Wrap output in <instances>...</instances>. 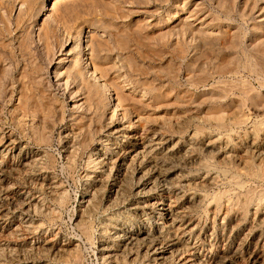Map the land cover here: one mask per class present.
Returning a JSON list of instances; mask_svg holds the SVG:
<instances>
[{
	"label": "rangeland",
	"instance_id": "374dc122",
	"mask_svg": "<svg viewBox=\"0 0 264 264\" xmlns=\"http://www.w3.org/2000/svg\"><path fill=\"white\" fill-rule=\"evenodd\" d=\"M0 264H264V0H0Z\"/></svg>",
	"mask_w": 264,
	"mask_h": 264
},
{
	"label": "bare ground",
	"instance_id": "6f19581e",
	"mask_svg": "<svg viewBox=\"0 0 264 264\" xmlns=\"http://www.w3.org/2000/svg\"><path fill=\"white\" fill-rule=\"evenodd\" d=\"M259 124V123H258ZM261 126H262V122H261ZM257 138V137H256ZM225 142V141H224ZM255 142V141H254ZM251 143V142H250ZM206 144V143H205ZM220 145V144H219ZM227 145V144H226ZM224 146V145H223ZM209 150V149H208ZM213 151V150H212ZM186 152V151H185ZM209 152V151H208ZM230 152V151H229ZM252 152V151H251ZM262 155V154H261ZM260 155V156H261ZM225 156H227V157H229L228 155H225ZM232 157V156H231ZM202 160V159H201ZM243 160V159H242ZM205 163V162H204ZM206 164V163H205ZM249 166H251V165H249ZM261 166V165H260ZM237 167V166H236ZM260 168V167H259ZM131 169V168H130ZM238 169V168H237ZM258 169V168H257ZM244 171V170H243ZM245 172V171H244ZM263 173V172H262ZM214 174V173H213ZM233 174V173H232ZM229 175H230V173H229ZM238 175V174H237ZM254 175V174H253ZM261 175V174H260ZM260 175H258V176H260ZM217 176V175H216ZM236 176V175H235ZM263 176V175H262ZM204 177V176H203ZM232 177V176H231ZM236 177H238V176H236ZM211 178V177H210ZM233 178V177H232ZM263 178V177H262ZM216 179V178H215ZM234 179V178H233ZM217 182V181H216ZM246 183V182H245ZM238 184V183H237ZM210 185V184H209ZM263 187V186H262ZM250 189V188H249ZM262 190V189H261ZM194 192V191H193ZM220 193V192H219ZM218 193V194H219ZM253 193V192H252ZM251 193V194H252ZM214 194V193H213ZM223 194V193H222ZM221 195V194H220ZM244 195V194H243ZM217 196H219V195H217ZM241 196V195H240ZM248 196H250L249 194H248ZM258 196V195H257ZM95 197V196H94ZM213 197V196H212ZM245 197V196H244ZM251 197V196H250ZM261 197V196H260ZM216 198H218V197H216ZM246 198V197H245ZM220 200V199H219ZM254 200V199H253ZM261 200V199H260ZM262 200H263V198H262ZM243 201V200H242ZM209 202V201H208ZM236 202V201H235ZM234 203V202H233ZM219 204V203H218ZM230 204V203H229ZM236 204V203H235ZM242 204H244V203H242ZM255 204V203H254ZM207 205V204H206ZM245 205V204H244ZM212 206V205H211ZM241 207V206H240ZM244 207V206H243ZM246 207V206H245ZM218 209V208H217ZM231 209V208H230ZM239 209V208H238ZM229 210V209H228ZM261 210V209H260ZM165 211V210H164ZM262 211V210H261ZM228 212V211H227ZM229 213V212H228ZM175 217V216H174ZM245 217V216H244ZM260 217V216H259ZM221 218V217H220ZM225 218V217H224ZM258 219V218H257ZM180 227V226H179ZM178 228V227H177ZM263 229V228H262ZM159 233V232H158ZM245 233V232H244ZM258 234V233H257ZM180 235V234H179ZM135 235L133 234V235H130V238H132V237H134ZM129 238V237H128ZM128 240V239H127ZM162 242V241H161ZM142 244H143V242H142ZM160 244V243H159ZM183 244V243H182ZM125 246V245H124ZM129 246V245H128ZM63 248V247H62ZM123 248V247H122ZM137 248V247H136ZM153 248H154V246H153ZM117 249V248H116ZM155 249V248H154ZM58 250V249H57ZM145 250V249H144ZM156 250H157V248H156ZM180 250V249H179ZM121 251V250H120ZM152 251V250H151ZM151 251L149 250V252L151 253ZM119 252V251H118ZM121 253V252H120ZM139 253V252H138ZM159 253V252H158ZM118 254V253H117ZM165 254V253H164ZM179 255H181V254H179ZM110 256V255H109ZM156 256V255H155ZM158 257V256H157ZM114 258V257H113ZM139 258V257H138ZM145 258V257H144ZM223 258V257H222ZM124 259H126L125 257H124ZM135 259V258H134ZM140 259V258H139ZM147 263V262H146ZM163 263V262H162Z\"/></svg>",
	"mask_w": 264,
	"mask_h": 264
}]
</instances>
